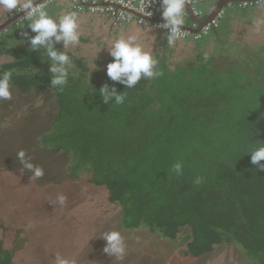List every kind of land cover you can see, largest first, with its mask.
<instances>
[{
	"label": "trees",
	"instance_id": "trees-1",
	"mask_svg": "<svg viewBox=\"0 0 264 264\" xmlns=\"http://www.w3.org/2000/svg\"><path fill=\"white\" fill-rule=\"evenodd\" d=\"M27 1L2 9L0 21ZM190 2L202 19L215 5ZM260 5H226L205 32L164 33L149 56L116 55L100 72L60 51L71 13L107 17L115 29L125 24L84 5L50 1L0 31V93L52 94L56 111L41 146L65 157L69 177L86 176L106 191L123 230L144 228L169 242L185 231L190 258L226 244L264 264V47L257 53L236 43L241 39L227 31L224 11L242 17ZM184 25L196 27L189 15ZM186 48L196 55L179 60L177 49ZM222 57L236 64L213 63ZM0 264H13L1 247Z\"/></svg>",
	"mask_w": 264,
	"mask_h": 264
},
{
	"label": "rangeland",
	"instance_id": "rangeland-1",
	"mask_svg": "<svg viewBox=\"0 0 264 264\" xmlns=\"http://www.w3.org/2000/svg\"><path fill=\"white\" fill-rule=\"evenodd\" d=\"M95 24H69L59 48L83 58L91 71H108L107 59L132 52L131 44L121 40L115 46ZM58 32L50 37L58 38ZM156 50L135 49L142 58ZM176 54L179 60L196 55L189 48ZM233 62L213 60L217 65ZM55 111L48 91L0 93V247L12 254L13 264H251L226 244L190 258L184 254L185 231L169 242L144 228L123 230L119 207L108 203L106 191L89 184L86 176L69 177L65 157L41 146Z\"/></svg>",
	"mask_w": 264,
	"mask_h": 264
},
{
	"label": "built area",
	"instance_id": "built-area-1",
	"mask_svg": "<svg viewBox=\"0 0 264 264\" xmlns=\"http://www.w3.org/2000/svg\"><path fill=\"white\" fill-rule=\"evenodd\" d=\"M29 0L17 10L16 15L9 16L8 19L23 15L25 17L38 13L43 5L54 0ZM75 8L80 9V5L89 8L91 13L107 14L112 19L114 25L135 23L138 26L152 28L174 38H184L185 18L188 13L181 2L176 0H67ZM191 3L190 0H184ZM195 16L199 17L194 11ZM210 24L203 27L205 32Z\"/></svg>",
	"mask_w": 264,
	"mask_h": 264
},
{
	"label": "crops",
	"instance_id": "crops-1",
	"mask_svg": "<svg viewBox=\"0 0 264 264\" xmlns=\"http://www.w3.org/2000/svg\"><path fill=\"white\" fill-rule=\"evenodd\" d=\"M194 1L199 2L203 0ZM14 4L15 3L12 1L9 4L6 1H3L0 3V12L2 9L11 8ZM225 9V13L229 16L226 23L227 31L230 32V35L233 38L236 36L241 39V41L236 40V43H246L248 48H252V50L259 53V47H264V5L247 10L246 14L242 17L232 15L233 11L231 8L229 9L226 7ZM64 10L63 12H65ZM68 12L69 11H67V13ZM85 20L94 21L96 23V27H98V32L101 31V34H106V36L111 38V40L115 43V46L120 43L121 40L129 42L131 44L130 51L132 52H137L135 51L136 48L141 50H146L147 48H150L151 50L153 48L158 49V45H160L159 42H161V40L166 41L167 38L162 31L140 27L135 23H128L119 29H115L107 17L73 12L68 19L69 24ZM110 34L112 35L111 37L109 36Z\"/></svg>",
	"mask_w": 264,
	"mask_h": 264
},
{
	"label": "water",
	"instance_id": "water-1",
	"mask_svg": "<svg viewBox=\"0 0 264 264\" xmlns=\"http://www.w3.org/2000/svg\"><path fill=\"white\" fill-rule=\"evenodd\" d=\"M42 1H44V0H39V1H37V3H40ZM176 1L181 2L185 6V9H186V11L190 17V20L196 26L195 28L184 27V29L189 31L190 33L196 34L203 27L210 24L226 5H229L232 3H248V2H258V1H264V0H216L215 6H214L212 12L204 19H201V18L195 16L191 3H187L184 0H176ZM21 15H19V16H21ZM17 18H18V16H15L13 18L8 19L7 22L1 24L0 25V31L3 28H5L7 25H9L10 23L15 21Z\"/></svg>",
	"mask_w": 264,
	"mask_h": 264
},
{
	"label": "clouds",
	"instance_id": "clouds-1",
	"mask_svg": "<svg viewBox=\"0 0 264 264\" xmlns=\"http://www.w3.org/2000/svg\"><path fill=\"white\" fill-rule=\"evenodd\" d=\"M214 2L216 3V0H214ZM184 6V5H183ZM215 6V5H214ZM184 8H185V6H184ZM194 11V10H193ZM200 18V17H199ZM202 19V18H201Z\"/></svg>",
	"mask_w": 264,
	"mask_h": 264
}]
</instances>
